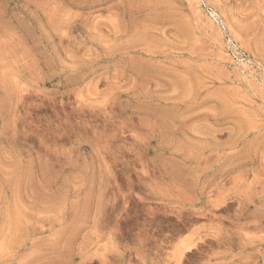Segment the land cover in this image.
Wrapping results in <instances>:
<instances>
[{"label":"rangeland","instance_id":"rangeland-1","mask_svg":"<svg viewBox=\"0 0 264 264\" xmlns=\"http://www.w3.org/2000/svg\"><path fill=\"white\" fill-rule=\"evenodd\" d=\"M0 264H264V0H0Z\"/></svg>","mask_w":264,"mask_h":264}]
</instances>
